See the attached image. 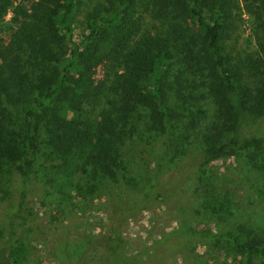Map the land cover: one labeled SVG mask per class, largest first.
Returning <instances> with one entry per match:
<instances>
[{
  "label": "trees",
  "instance_id": "1",
  "mask_svg": "<svg viewBox=\"0 0 264 264\" xmlns=\"http://www.w3.org/2000/svg\"><path fill=\"white\" fill-rule=\"evenodd\" d=\"M257 2L256 50L236 63L224 52L234 0H96L81 25L73 22L81 0H0V33L6 30L0 44V179L11 170L22 180L52 173L47 182L68 201L71 178L81 173L92 183L89 191L102 184L132 191L137 182L127 168L126 148L136 141L152 159L148 146L158 138L162 164L147 179L141 203L126 206L112 228L113 251L127 264L122 222L182 186V180L161 186L158 176L176 125L185 121L196 151L186 168L196 170L204 188L199 207L205 217L196 211L193 220L212 218L218 226L214 233L188 228L185 234L236 264H264V229L230 222L235 198L228 189L218 192L204 168L209 159L235 157L241 171L226 170L248 196L264 199V0ZM139 3L153 22L149 29L137 13ZM7 9L11 19L5 25ZM102 67L99 79L95 71ZM246 118L255 129L239 140ZM9 230L0 256L9 250L17 257Z\"/></svg>",
  "mask_w": 264,
  "mask_h": 264
},
{
  "label": "rangeland",
  "instance_id": "2",
  "mask_svg": "<svg viewBox=\"0 0 264 264\" xmlns=\"http://www.w3.org/2000/svg\"><path fill=\"white\" fill-rule=\"evenodd\" d=\"M12 1L15 5L21 0ZM95 1L81 0L82 4L73 16L76 25H81L84 13ZM139 4L137 13L143 19V28L149 29L154 26L153 22L146 8ZM257 4V0H234L235 22L226 35L224 52L236 63L256 50L253 13ZM10 19L7 9L5 25ZM5 37L6 30L0 33V44ZM104 68L95 71L99 79H103ZM104 85L107 88V83ZM201 109L204 111L207 106L202 103ZM185 124L184 121L176 125L173 148L163 161L158 176L161 186L172 188L174 182L180 180L182 186L175 194L154 198L149 208L133 213L122 222L123 259L127 264H236L224 252L211 249L205 242L189 240L185 234L188 228L210 233L218 229L212 218H206L209 222L201 224L193 220L196 211L205 215L199 207L204 204V188L196 179V170L191 166L186 168L195 158L196 151L192 131L187 130ZM255 125L246 118L237 139L250 136ZM150 143L152 159L140 152L136 141L126 148L129 155L127 168L137 182L132 191L121 192L117 184H102L89 191L92 183L81 173L71 178L74 186L69 191L71 199L68 201L59 199L52 183L47 182L52 173L41 178L30 174L24 180L13 170L3 175L0 179V249L5 246L11 229L10 251L18 255L11 257L7 250L4 253L6 264H121L112 248L116 217L126 206L131 208L141 203L147 179L164 159L159 139L151 138ZM177 151H181V155L177 156ZM228 167L241 171L233 156L209 159L204 165L214 179L217 191L224 193L228 189L235 198L236 205L230 207L228 219L235 223L251 222L264 229V199L255 194L248 196L239 180L226 170ZM20 197L22 202L19 204ZM13 258L18 262L14 263Z\"/></svg>",
  "mask_w": 264,
  "mask_h": 264
},
{
  "label": "flooded vegetation",
  "instance_id": "3",
  "mask_svg": "<svg viewBox=\"0 0 264 264\" xmlns=\"http://www.w3.org/2000/svg\"><path fill=\"white\" fill-rule=\"evenodd\" d=\"M5 259L6 257L4 256V253H3V256H0V264H6Z\"/></svg>",
  "mask_w": 264,
  "mask_h": 264
}]
</instances>
